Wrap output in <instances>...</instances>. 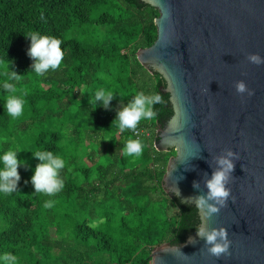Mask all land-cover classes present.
<instances>
[{
  "label": "trees",
  "instance_id": "obj_1",
  "mask_svg": "<svg viewBox=\"0 0 264 264\" xmlns=\"http://www.w3.org/2000/svg\"><path fill=\"white\" fill-rule=\"evenodd\" d=\"M158 16L140 0H0V157L20 150L25 162L18 189L0 193V255L14 254L17 264H151L155 246L184 242L199 227L195 205L163 187L176 151H159L154 143L173 108L164 78L137 58L155 42ZM32 31L62 41L57 70L43 76L30 70L25 34ZM9 64L23 74L12 81L24 100L17 118L4 108ZM100 89L114 93L108 109L88 103ZM139 92L160 93L165 101L137 126L149 129L150 138L111 125ZM129 138L141 141V156L123 154ZM45 150L65 161L64 188L51 197L31 184L39 163L32 152ZM49 199L55 204L46 209Z\"/></svg>",
  "mask_w": 264,
  "mask_h": 264
},
{
  "label": "water",
  "instance_id": "obj_2",
  "mask_svg": "<svg viewBox=\"0 0 264 264\" xmlns=\"http://www.w3.org/2000/svg\"><path fill=\"white\" fill-rule=\"evenodd\" d=\"M140 1L159 16L155 42L137 58L164 78L173 108L154 143L159 151H176L163 177L165 191L195 205L188 198L206 194L216 158L227 149L239 154L232 158L226 206L210 219L198 209L201 223L227 231L231 255L208 254L195 231L179 244L155 246L151 264H264V63L247 60L249 53L264 59V0ZM236 81L254 94L237 93Z\"/></svg>",
  "mask_w": 264,
  "mask_h": 264
},
{
  "label": "clouds",
  "instance_id": "obj_3",
  "mask_svg": "<svg viewBox=\"0 0 264 264\" xmlns=\"http://www.w3.org/2000/svg\"><path fill=\"white\" fill-rule=\"evenodd\" d=\"M25 36L30 38L27 54L32 60L30 66L31 71H34L38 76H43L49 69L55 71L60 67L64 57V52L61 49L62 41L60 39L54 36L42 35L38 31L29 32ZM247 60L255 65L264 63V59L258 53H249ZM10 64L8 70L3 73L6 77L2 85L3 89L10 93L5 99L4 108L10 117L17 118L23 113L24 100L15 95L18 89L12 81L19 82L23 74L13 70ZM235 89L239 94L245 92H248L249 96L254 94V91L249 89L244 81H236ZM27 94V90H24L23 95L26 96ZM113 98V92H106L100 89L95 92L94 97H89L88 103L95 104V107L102 105L105 109H108ZM163 103L165 101L160 93L146 95L143 92H139L127 104H123L117 109L116 116L112 120L111 125L116 124L122 133L125 130H131L133 133H136L139 122L142 119H153L157 115L156 111H154V106ZM180 139L182 141L183 137H180ZM19 151L9 149L0 157L4 165L0 169V193L7 195L18 189V182L21 179L18 168L25 163L24 161L22 163V160L18 159L17 153ZM142 151V143L139 139L129 138L124 142L123 154L125 156L139 157L142 155ZM32 154L39 160L31 176V184L34 187V192L50 197L59 193L64 188V180L60 175L61 170L65 168L64 159L58 155H54L49 150L35 151ZM232 158L239 159V154L233 152L231 149H227L225 155L217 157L216 163L218 167L213 170L210 178L205 179L206 194L188 198L189 200H194L195 207L206 218L210 219L213 214L219 212L220 207L226 206V201L229 199L231 192L226 185L235 168ZM175 167L173 165V168ZM27 182L25 181V183ZM193 187H199V184L193 182ZM174 192L179 196L178 188L175 187ZM233 199L235 198L233 197ZM54 204L55 201L49 199L44 202L43 207L49 209ZM196 231L197 235L204 239L208 254L218 258L231 255L229 250L231 240L228 238L227 231L224 228H209L206 222H202ZM189 240H193V238L189 237ZM0 261L3 264H17V257L12 253L6 252L0 255Z\"/></svg>",
  "mask_w": 264,
  "mask_h": 264
},
{
  "label": "built area",
  "instance_id": "obj_4",
  "mask_svg": "<svg viewBox=\"0 0 264 264\" xmlns=\"http://www.w3.org/2000/svg\"><path fill=\"white\" fill-rule=\"evenodd\" d=\"M137 133H138V135H137ZM135 135L137 136V138H141V137L150 138L151 137V132L147 128H141V129H137L136 130Z\"/></svg>",
  "mask_w": 264,
  "mask_h": 264
}]
</instances>
